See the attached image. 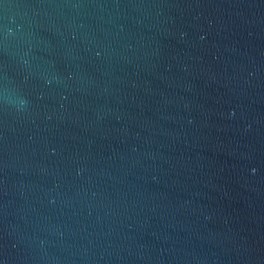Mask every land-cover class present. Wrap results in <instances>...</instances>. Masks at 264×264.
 Wrapping results in <instances>:
<instances>
[{
	"label": "water",
	"instance_id": "obj_1",
	"mask_svg": "<svg viewBox=\"0 0 264 264\" xmlns=\"http://www.w3.org/2000/svg\"><path fill=\"white\" fill-rule=\"evenodd\" d=\"M0 264H264V0H0Z\"/></svg>",
	"mask_w": 264,
	"mask_h": 264
}]
</instances>
